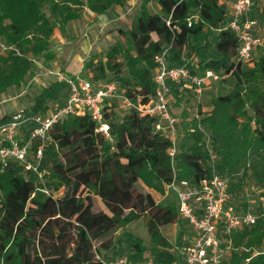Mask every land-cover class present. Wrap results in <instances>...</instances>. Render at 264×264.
I'll use <instances>...</instances> for the list:
<instances>
[{
    "label": "trees",
    "instance_id": "1",
    "mask_svg": "<svg viewBox=\"0 0 264 264\" xmlns=\"http://www.w3.org/2000/svg\"><path fill=\"white\" fill-rule=\"evenodd\" d=\"M125 1L0 0V44L8 50L0 52V93L19 88L30 74L25 47L36 57L55 59L50 18L65 30L69 22L81 18L82 9L101 15ZM148 2L142 0L132 21L128 46L114 47L106 61L85 66L91 79L115 78L128 97L146 102L156 90L155 56L168 50L169 66H186L198 75L211 70L231 76L232 90L212 99L209 114L199 108L200 118L191 124L193 132L187 130L191 143L178 145L172 158V140L166 132L155 130L156 117L129 111L119 118L113 107L106 112L112 142L87 115L59 121L47 138L33 136L38 128L33 118L63 106L68 97L64 82L44 88L29 110L20 111L23 119L17 134L19 143H29L28 157L33 155L35 161L30 157L28 161L37 171L13 159L4 165L0 161V264H103L123 257L122 242L132 251L128 260L139 264L148 249L126 227L141 217L147 218L153 264H184L183 254H173V244L162 232L163 227L180 222L177 208L158 204L150 192L139 191L140 181L162 191L175 179L198 184L216 172L228 178L235 196L246 176L264 190V52L258 59L253 56L252 63L237 61L239 41L226 28L230 12L220 0H160L161 14H151ZM252 15L253 10L249 17L256 22ZM118 54L122 63L114 60ZM124 65L127 77L120 76ZM170 86L178 95L182 86ZM51 102L56 106L50 109ZM207 131L211 148L204 146ZM39 172H45V181ZM62 188L69 192L56 198L53 193ZM96 197L108 213L94 211ZM120 229L124 233L116 243L114 235ZM228 239L231 250L222 264H264V215H256L255 224ZM255 250L260 253L253 256Z\"/></svg>",
    "mask_w": 264,
    "mask_h": 264
},
{
    "label": "built area",
    "instance_id": "2",
    "mask_svg": "<svg viewBox=\"0 0 264 264\" xmlns=\"http://www.w3.org/2000/svg\"><path fill=\"white\" fill-rule=\"evenodd\" d=\"M253 4V0H237L226 26L239 41L237 61L243 63H252L254 50L262 45L260 36L255 32L256 22L249 17ZM193 20V17L188 19L189 27L192 26ZM167 55L168 50H165L155 56L157 67L153 78L156 90L146 102L141 98L134 100L128 97L121 90L118 82L113 80L94 82L91 76L80 73L61 75L58 81L67 85L68 97L63 106L33 118L38 125L33 136L47 138L48 132L59 121L69 116L87 115L95 122L97 131L112 142L111 127L106 112H110L113 107L114 111H123L124 114L135 111L143 116L156 117L155 130L166 132L172 140L169 153L173 158L178 146V120L170 111V83L193 89L199 94L211 80L218 81L220 77L211 70L198 75L192 74L186 66H169ZM117 101L119 106L114 103ZM22 119L23 113L18 112L8 121L0 124V161L4 165L7 160L13 159L25 165L26 169L37 171V168L28 161L29 143L21 144L17 139ZM190 131L193 132V129ZM41 154L39 150L38 160L41 159ZM39 176L42 177L41 172ZM165 186L166 191L176 200L179 218L188 223L194 233L190 243L183 248L184 264H222L223 248L226 246L225 250L230 249L229 236L245 226L256 223V215L253 212L240 213L235 210L228 181L216 172L211 177L200 180L198 184L175 179ZM258 253L260 252L256 251L253 256ZM102 263L132 264L126 256Z\"/></svg>",
    "mask_w": 264,
    "mask_h": 264
},
{
    "label": "rangeland",
    "instance_id": "3",
    "mask_svg": "<svg viewBox=\"0 0 264 264\" xmlns=\"http://www.w3.org/2000/svg\"><path fill=\"white\" fill-rule=\"evenodd\" d=\"M81 1L86 2V0ZM148 1L147 7L149 12L151 14H161L160 0ZM220 1L225 4L229 13L232 12L233 6L237 0ZM141 3L142 0H126L122 6H113L106 14L101 15L94 14L87 9H82L81 18L69 22L65 30L61 28L58 21L50 18L54 29L50 41V49L55 53L56 57L54 60L46 61L43 58L33 55L29 47H25L24 54L30 59L32 64L30 74L19 88L11 87L4 93H0V120L5 117L10 119L24 109L29 110L34 105V98L39 95L44 88L57 82L61 75L66 76L80 73L81 75L90 77L91 74L84 69L85 66L99 60L106 61L107 53L114 47L124 50L130 43L127 32L131 28L134 17L139 12ZM253 3L251 11L253 10L252 16L256 20L255 32L262 40V45L257 48L253 55L254 59H258L259 55H262L264 52V50H261L264 49V0H253ZM45 11L49 15L47 8ZM153 38L157 39L155 35H153ZM7 51L8 50L0 44V52L4 54ZM114 60L122 63V54H118ZM113 75L115 74L109 73L110 77H113ZM120 76H128L127 67L125 65L121 68ZM219 77L220 79L218 81L211 80L208 86L206 85L203 88V92L200 95L193 89L184 88L183 86L179 87L178 95H175L170 86V111L174 118H180L178 123L179 130H177V145H181L183 142L191 143L190 138L186 136L187 130L189 128L192 129L191 124L193 120L200 118L198 113L199 108L202 106L201 110L204 114L203 105L210 104V101H212L211 99L217 94H227L232 90L234 84L233 78L224 75H219ZM113 80L117 82L115 78ZM114 103L117 105L119 104L118 101ZM55 104L51 102L49 104L50 109L53 105V107H55ZM115 112L117 114L121 113L120 111ZM179 131L180 133L183 132V140H180L178 137ZM208 136L209 132L207 131L204 136V146L211 148ZM178 151L179 149L177 146L176 153ZM212 156L214 160L217 161L214 153H212ZM29 157L31 162L35 161L33 155ZM44 173L45 172H41L42 176H44ZM219 176L228 181L229 189L228 178L221 175ZM240 176L241 174L238 178H240ZM41 181L43 182L45 179L43 178ZM136 186L139 191L144 193L152 192L158 204H173L175 207L177 206L174 196L166 191V186H164L162 191L148 188L141 181ZM68 192L69 190L67 188H62L54 192L53 195L56 198H61L66 196ZM230 194L234 207L237 206L235 209L237 212L246 213L247 211H251L257 216L264 215V190L251 176H246L242 179V188L237 192V196H235L234 193ZM93 209L97 212L103 211L108 213L105 205L97 197L93 199ZM146 222L147 218L141 217L126 227L127 231L142 239L148 249L144 261L139 264H153L152 257L149 254L151 243ZM162 232L173 244L171 251L175 256L182 254L183 248L190 243L194 234L191 226L181 219L177 224H170L163 227ZM123 233L124 229H120L114 235V241L116 243L123 236ZM179 234L181 236L180 239ZM121 247L122 256H129V254L132 253L125 242L121 243ZM223 249V258L226 259V255L231 248L230 250H225V246ZM256 251L258 252V250H255L254 253ZM112 253L113 251H110L108 254L111 255Z\"/></svg>",
    "mask_w": 264,
    "mask_h": 264
},
{
    "label": "crops",
    "instance_id": "4",
    "mask_svg": "<svg viewBox=\"0 0 264 264\" xmlns=\"http://www.w3.org/2000/svg\"><path fill=\"white\" fill-rule=\"evenodd\" d=\"M202 92H203V90H202ZM201 92V93H202ZM201 93H199L198 95H200ZM212 100V99H211ZM211 102L212 101H210V104H207V105H203V110H204V114H209L211 111H212V109H213V107H212V104H211ZM202 107V106H201ZM121 113L120 114H117V116L119 117V118H121L123 115H124V113H123V111H120ZM177 120H178V123H179V121H180V118H176ZM178 125V124H177ZM178 137H179V139H181L182 137H183V132H181L180 133V131H179V133H178ZM151 194H152V192H150ZM153 195V194H152ZM185 222V221H184ZM177 224V223H176Z\"/></svg>",
    "mask_w": 264,
    "mask_h": 264
}]
</instances>
